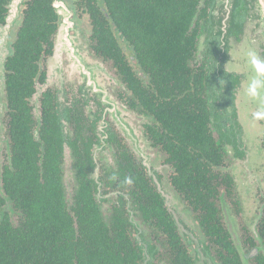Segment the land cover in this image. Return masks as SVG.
<instances>
[{"label": "flooded vegetation", "instance_id": "af4514ba", "mask_svg": "<svg viewBox=\"0 0 264 264\" xmlns=\"http://www.w3.org/2000/svg\"><path fill=\"white\" fill-rule=\"evenodd\" d=\"M116 1L0 0V226L42 196L66 264H264V0H196L174 54Z\"/></svg>", "mask_w": 264, "mask_h": 264}, {"label": "trees", "instance_id": "16d2710c", "mask_svg": "<svg viewBox=\"0 0 264 264\" xmlns=\"http://www.w3.org/2000/svg\"><path fill=\"white\" fill-rule=\"evenodd\" d=\"M117 0V11L116 14L119 17H130L133 22L138 21L145 15L150 18L152 13L161 11L157 5H167L168 9H163L166 12L177 11L179 17L174 21L177 23L178 30L170 31V28H175V26L170 24V19H162L164 22L163 30H169L168 32L159 33L157 36L161 35L163 43H170L168 47H163L162 52L172 53L175 51L182 52L179 47L180 37L184 30L182 21L187 18H182L181 14L187 13L190 10L191 5L196 3V0ZM166 1V2H165ZM178 6V8H176ZM173 8V9H172ZM175 9V10H174ZM154 16V15H153ZM170 18V16H168ZM165 26L169 27L167 29ZM157 27L154 25L153 29ZM177 45V47H176ZM177 49V50H176ZM181 55L179 56V59ZM42 196H39L36 200V206L32 210L34 213V218L32 219L31 227L25 231L9 229L8 226H0V264H23L22 259L30 253L37 252L39 257L44 259L45 255L54 264H66L69 260L65 249L61 247H55L52 243L56 241L53 240L55 237L57 226L50 223L48 217L42 208ZM45 255H41V252ZM28 259V257H27Z\"/></svg>", "mask_w": 264, "mask_h": 264}, {"label": "rangeland", "instance_id": "374dc122", "mask_svg": "<svg viewBox=\"0 0 264 264\" xmlns=\"http://www.w3.org/2000/svg\"><path fill=\"white\" fill-rule=\"evenodd\" d=\"M3 78L4 77H3L1 63H0V94H3ZM1 87H2V90H1ZM1 104L2 102H1V97H0V112L2 110ZM0 121H1V118H0ZM0 144L3 148L1 139H0ZM1 158H2V154L0 151V166H1ZM250 162H254V159L253 160L250 159ZM241 163H239V165ZM256 163L258 164L257 166L255 165L252 168H249L250 163H249V156H248L243 161V165H242L243 168L241 169V173H240L243 175V183L241 184V187H242L243 200L245 203L244 205H246L247 208L251 207V202L249 201V199H251V201L255 199L257 202V188L261 186V179L264 178V165H260L259 160H257ZM247 168L249 169L248 174L245 172ZM12 218L14 221L17 220V216L15 213H13Z\"/></svg>", "mask_w": 264, "mask_h": 264}, {"label": "water", "instance_id": "95a60500", "mask_svg": "<svg viewBox=\"0 0 264 264\" xmlns=\"http://www.w3.org/2000/svg\"><path fill=\"white\" fill-rule=\"evenodd\" d=\"M220 1H221V0H218V4H219Z\"/></svg>", "mask_w": 264, "mask_h": 264}]
</instances>
